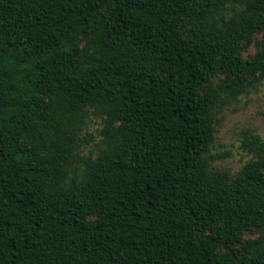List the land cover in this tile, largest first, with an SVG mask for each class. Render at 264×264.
I'll list each match as a JSON object with an SVG mask.
<instances>
[{"label": "trees", "instance_id": "obj_1", "mask_svg": "<svg viewBox=\"0 0 264 264\" xmlns=\"http://www.w3.org/2000/svg\"><path fill=\"white\" fill-rule=\"evenodd\" d=\"M263 83L264 0H0V264H264Z\"/></svg>", "mask_w": 264, "mask_h": 264}, {"label": "rangeland", "instance_id": "obj_2", "mask_svg": "<svg viewBox=\"0 0 264 264\" xmlns=\"http://www.w3.org/2000/svg\"><path fill=\"white\" fill-rule=\"evenodd\" d=\"M260 39V36L258 37ZM253 42L244 52V57L255 53ZM101 119L92 118L86 132L94 136L95 142L101 139ZM256 134L264 140V83L249 93L239 97L238 102L226 108L219 116L215 143L211 149L212 167L218 171H226L235 177L251 156L242 149L244 135ZM95 149V143L84 150L85 155ZM259 233H247L245 240L253 239Z\"/></svg>", "mask_w": 264, "mask_h": 264}]
</instances>
